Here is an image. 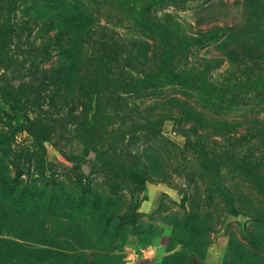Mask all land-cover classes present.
<instances>
[{
	"label": "rangeland",
	"instance_id": "374dc122",
	"mask_svg": "<svg viewBox=\"0 0 264 264\" xmlns=\"http://www.w3.org/2000/svg\"><path fill=\"white\" fill-rule=\"evenodd\" d=\"M0 264H264V0H0Z\"/></svg>",
	"mask_w": 264,
	"mask_h": 264
},
{
	"label": "trees",
	"instance_id": "16d2710c",
	"mask_svg": "<svg viewBox=\"0 0 264 264\" xmlns=\"http://www.w3.org/2000/svg\"><path fill=\"white\" fill-rule=\"evenodd\" d=\"M209 30L210 28L202 31L205 34ZM88 32L95 34L96 40L94 42L97 43L98 47L102 50V53L107 58L118 57L119 53L122 50V42H121V38L118 39V36L116 35L117 33L114 29H110L108 26H100L98 28H91L89 29ZM61 64H59V66ZM43 70L45 71L48 70V67L43 68ZM33 82H34L33 79H29L28 81L23 82L21 84V87L23 88V90L25 88V92L29 97L30 94L34 93L35 89L37 88L32 84ZM38 99H39V91L38 93H35V97H32L31 99L29 98L28 101L32 103V107L29 108V114H25L23 118L27 125V128L37 138H44L43 132L37 123L38 121L37 116L36 115L30 116V113L31 112L34 113L36 111V108L41 109L42 107V104L38 102ZM110 107L116 109L112 105ZM67 113H68V121L71 122V124L73 125V128L69 129V131L73 130L78 134L85 135L88 131L95 128L93 97L88 96V93L82 91L81 88H78L77 95L71 98L69 110ZM57 120H59V118L55 119V121Z\"/></svg>",
	"mask_w": 264,
	"mask_h": 264
}]
</instances>
